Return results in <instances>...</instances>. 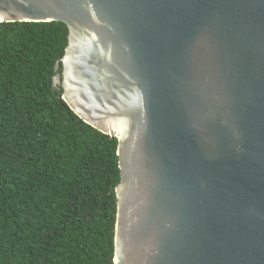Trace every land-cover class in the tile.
Masks as SVG:
<instances>
[{"label":"water","instance_id":"water-1","mask_svg":"<svg viewBox=\"0 0 264 264\" xmlns=\"http://www.w3.org/2000/svg\"><path fill=\"white\" fill-rule=\"evenodd\" d=\"M61 21L54 85L118 139L114 264H264V0H0Z\"/></svg>","mask_w":264,"mask_h":264},{"label":"trees","instance_id":"trees-1","mask_svg":"<svg viewBox=\"0 0 264 264\" xmlns=\"http://www.w3.org/2000/svg\"><path fill=\"white\" fill-rule=\"evenodd\" d=\"M61 21L0 23V264H114L117 137L54 85Z\"/></svg>","mask_w":264,"mask_h":264}]
</instances>
